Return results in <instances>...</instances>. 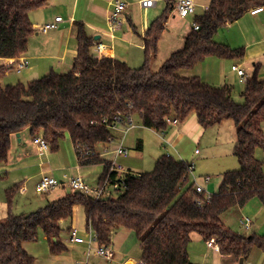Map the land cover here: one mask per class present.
I'll use <instances>...</instances> for the list:
<instances>
[{
    "label": "trees",
    "instance_id": "1",
    "mask_svg": "<svg viewBox=\"0 0 264 264\" xmlns=\"http://www.w3.org/2000/svg\"><path fill=\"white\" fill-rule=\"evenodd\" d=\"M47 2L0 0V57H17L27 50L34 31L30 14ZM262 4L264 0H211L208 9L194 17L200 28L192 26L183 47L159 68H153L152 61L166 29L168 7L144 34L140 67L92 54L93 38L82 21L75 22L79 46L70 70L4 84L2 77L11 66L0 64V162L8 160L11 134L29 126L32 135L43 130L53 151L69 133L80 164L104 163L103 180L110 173V160L97 147L106 142L110 131L102 120L117 112L137 115L144 126L158 131L169 127L168 116L185 120L195 113L204 129L233 119L237 127L234 154L239 160L238 168L223 173L211 200L202 203L197 197L204 194L196 192L194 182L185 187L191 163L167 153L158 157L151 171L130 176L127 189L116 197L96 198L73 190L37 211L15 213L14 198L20 187L15 183L6 189L8 214L0 220V264H35L24 242L37 239L39 229L52 252L66 250L60 239L61 221L70 219L78 204L85 208L87 229L96 231L100 243L110 244L118 227L134 230L149 264H194L189 254L192 232L205 240L216 238L220 251L238 260L246 259L254 246L264 247V236L234 231L222 217L253 198L264 205V164L255 154L258 147L264 149V78L257 72L247 77L240 102L233 97L231 85H212L198 75L184 74L210 56H244L243 46L217 41L215 34Z\"/></svg>",
    "mask_w": 264,
    "mask_h": 264
},
{
    "label": "crops",
    "instance_id": "2",
    "mask_svg": "<svg viewBox=\"0 0 264 264\" xmlns=\"http://www.w3.org/2000/svg\"><path fill=\"white\" fill-rule=\"evenodd\" d=\"M113 1L114 0H48L44 6L32 10L30 17L34 31L29 37L27 50L22 53V55L29 59V66L23 68L21 71H17L10 65L11 67L2 77L3 83L14 84L19 81L28 82L53 70L58 72L70 70L74 64L79 46L75 28L76 21L84 22L88 35L93 38V44L90 48L92 54L99 57L118 58L127 62L132 67H137L144 63V34L148 30L151 22L162 14L167 7L170 8L169 18L166 23V29L158 45V52L160 53L163 43L165 40L167 41L166 50H164L165 59L168 58L173 51L183 47L185 38L192 29V23L184 32L183 30H177L175 28L174 30L177 33L175 32V35L170 38L171 34L169 32L174 28L173 20L178 13L171 4H169L168 0H157L154 5L148 8L141 5V0H130L131 4L127 2L126 9L123 12L125 18L124 24L120 28L114 30L111 28L108 21L109 15L114 9ZM195 1V12L188 16L195 17L196 15L203 14L211 4V0ZM161 2L163 3L162 5ZM135 4L143 8L144 12L148 15L151 10H154L152 16L147 15L144 21H141L140 27H138L131 18V13ZM250 9L237 20L228 22L222 28L223 32L215 36L217 41L227 43L232 47L243 46L245 48L244 56L233 58L210 56L198 62L192 69L185 70L184 74L189 76L198 75L204 82L212 85L229 84L234 87L236 83L238 88H240V93L245 89L247 77L251 76L253 73L257 72L260 78H264V11L252 13ZM155 14L158 15L154 18ZM60 15L63 19L57 28L50 29L46 33L39 30V26L54 20L55 17ZM178 16L181 18L188 17H182L179 14ZM178 32H181L179 36L177 35ZM97 41H103L105 43V49L102 55H98L95 47V42ZM9 60L10 58L0 57V64L9 65ZM233 64H238L243 68L246 72V76H240L236 71L232 70ZM239 83L242 85L240 84L239 86ZM193 117L194 118L188 117L185 120H179L177 124H170L165 131H158L144 126L139 116H137V121L141 123L140 125L152 131L157 138H161V148L167 149L166 144L174 146L178 154V156H175L191 163L190 160H192L194 153H200L199 149L195 148L194 145L202 136L203 129L196 115ZM138 123H136V125H139ZM37 134H44L43 130H40ZM29 135L32 137L29 126L19 132L11 134V149L8 160L6 162H0V178L3 174L6 175V180L4 181V186H6L5 189L8 188L9 183H19V192L22 195H27L31 185H33V183L36 184L43 175H52L57 179H59V176L63 177L59 179L62 184L50 192H46L49 195L57 188L64 187L65 189L68 187V192L60 189L54 197L52 196L57 199L73 191L68 184V180L79 173L86 176L85 179L87 178L86 181L89 184H98L104 171V163H100L102 168H99V163L87 165L80 164L72 139L70 142H67L68 144L66 143V148L64 150L61 148L58 151H53L52 149L43 151L38 145L36 150H34V146L30 143L31 137ZM141 135L144 136V138H138L135 148H129V154L120 156L128 157V155H142L149 134L145 131L141 133ZM160 153L169 154L170 152L162 150ZM112 154L114 155L113 152ZM171 154H173V152H171ZM120 156H118L117 159ZM112 158L113 157L109 158V160ZM123 162L128 169L140 173L144 172L140 171L139 167L135 166L133 163ZM194 165V169H196V164L194 163ZM207 174L210 175V173H202L199 176H201L203 180V176ZM210 176L212 180V175ZM211 180L209 182H204V180L202 183L198 182L207 187V185L211 183ZM21 188L23 190H21ZM240 218H242V216ZM254 222L255 221L252 219L250 228H253ZM61 225L62 228L67 226L69 232L72 227L78 228L81 236H83L81 231L88 233L89 229H87L86 226L84 206L81 204L76 205L73 216L68 220L61 221ZM242 234H257L264 236V223L257 231L249 234L247 232ZM130 237V232H128V234H119V232H116V229L113 231L110 246L114 251V255L111 260H114L116 264H133L136 259L144 256L145 247L143 244H141L138 239L139 245L135 248V242L129 241ZM72 245H81V243H72ZM189 254L194 264H240V260L234 255L223 254L220 250L208 246L206 240L198 232H192L191 234ZM81 264L85 263L83 262ZM244 264H264V247L254 246L248 257L244 259Z\"/></svg>",
    "mask_w": 264,
    "mask_h": 264
},
{
    "label": "rangeland",
    "instance_id": "3",
    "mask_svg": "<svg viewBox=\"0 0 264 264\" xmlns=\"http://www.w3.org/2000/svg\"><path fill=\"white\" fill-rule=\"evenodd\" d=\"M124 1L130 2V0H124ZM162 4L163 3L161 2V5ZM171 9L173 10L172 7ZM153 13L154 10H151L149 15L152 16ZM158 14H155L154 18ZM147 15L148 14L144 12L143 8H141L136 4L134 5V9L131 13V18L132 21L138 27L141 26V21H144ZM193 21H194L193 16H188L187 18H181L177 14V16L173 20L174 28L169 32L171 34L170 38L175 35L176 32L174 30L175 28L177 30H183L184 32L186 29H188L189 25L193 23ZM221 32H223L222 28L215 34V36ZM180 33L181 32H178L177 35L179 36ZM166 44L167 41L165 40V42L162 45L163 47L161 49V52L160 53L158 52L157 58H155L152 61L153 68H159L167 59L164 58V50H166ZM142 64H140L139 66H141ZM240 84L241 83H239V86ZM239 89L240 88H238V86L235 83V86L233 87L232 95L237 101L243 102L244 98L241 96ZM193 116H195V113L190 114L189 117L194 118ZM134 119L136 123H138L137 116H134ZM138 124L139 125H136L133 128H131L123 136L124 139L123 145L131 149L135 148V144L138 138H144V136H142L141 133L146 131L149 134V137H147L146 145L144 147V153L139 156H133V155H128V157L120 156L117 159V162L122 163L124 166L125 164L123 161H125L126 163L128 162L133 163L135 166L139 167L140 171L145 172L154 169L155 163L161 154L160 151L162 150L163 151L166 150V152L169 151L170 152L169 154L173 152L172 155L178 156L174 146H170L169 144H166L167 149L161 148V143H162L161 138L160 137L157 138L152 131L140 125L141 123ZM263 130H264V123H263ZM121 134L123 133H121L120 131L117 133V135L119 136ZM201 135L202 136L199 138V140L196 141L197 143H195L194 145L195 148L199 149L200 153L198 154L194 153V155L192 156V160H190L191 162H194L196 164V169L193 170L194 172L192 174V177L190 176L191 180H189L186 183L185 187L187 188L192 184L193 177L195 178L196 176L197 181L202 183L203 180L199 175L202 173L203 174L210 173V175H212V180L211 183L208 184L206 187L207 189L206 193H215L219 189V186L223 178V173L227 170H232L239 167V160L237 156L234 154V147L237 141V127L233 119H227L220 124L211 126L206 129L203 128ZM33 137L34 136L32 135V137L30 138L31 139L30 143L32 146H34V150H36V147L38 146L34 142ZM70 140H71L70 134L66 133L65 137L60 142V147L58 150H60L61 148H63L64 150L66 148V143L70 142ZM111 145L112 146L110 147H113V144ZM97 150L102 152L103 155L102 157L104 158L109 159L111 157H114L112 152H104V146L102 144L97 147ZM255 154L261 161H263L264 164V149L258 147L256 149ZM98 166L99 168L100 167L102 168V165L100 163L98 164ZM5 177L6 175L3 174L0 178V220H4L8 214L7 203H6L7 201V195L5 189L6 186H4L5 183L4 181L6 180ZM58 178L61 179L63 177L58 176ZM8 185L11 186L13 185V183H9ZM35 187L36 184L33 183L27 195H22L19 191L15 194L14 204H13L14 206L13 211L15 213L29 214L31 212L37 211L41 207L45 206L49 201L55 199L53 197L58 193L60 189L65 190V192H68L69 190L68 187H66L65 189L64 187L57 188L54 192L48 195V193L45 194L37 193ZM241 216L242 217L248 216L252 218L255 221L253 228L250 229L245 228L241 222V218H240ZM222 217L223 219H225L227 226H229L232 230L240 233L247 232L249 234L251 232L257 231L258 228L262 227V224L264 223V205L258 198H253L244 207L236 206L227 210L224 214H222ZM133 231L130 230V228L123 226L118 227L116 229V232L117 233L119 232V234L120 233L128 234V232H130L131 237L129 241H134L136 248L138 247L139 242L136 233ZM81 234L85 238L89 237V232L87 233L81 231ZM60 239L67 246V249L62 252H52L50 247V242L45 236L44 231L42 229H39L37 239L25 241L24 246L32 255H34L35 264H78V263L81 264L83 262L85 264H116L114 260L107 259L103 256L95 254L94 252H92L89 255V257H87V247L85 244L81 243V245H72V242L69 241V229L67 228V226L63 227L60 233Z\"/></svg>",
    "mask_w": 264,
    "mask_h": 264
},
{
    "label": "built area",
    "instance_id": "4",
    "mask_svg": "<svg viewBox=\"0 0 264 264\" xmlns=\"http://www.w3.org/2000/svg\"><path fill=\"white\" fill-rule=\"evenodd\" d=\"M169 4L174 8V10L182 17H186L195 12L196 1L195 0H168ZM157 0H141V5L145 8H148L154 5ZM114 9L112 13L109 15L108 21L112 29L120 28L124 22L125 18L123 16V12L126 9L127 2L124 0H114ZM252 13H258L264 11V4L255 6L250 9ZM63 17L57 16L54 20L48 21L45 24L39 26V30L42 32H48L50 29L57 28L59 23L62 21ZM192 26L195 29L200 28V24L196 21L192 23ZM95 47L97 49L98 55H102L105 49V43L103 41L95 42ZM99 57V56H98ZM10 58L9 65L12 66L13 69L17 71H21L23 68L29 66V59L20 54L17 57H7ZM232 70L236 71L240 76L245 77L246 72L243 68H241L238 64L232 65ZM167 122L169 124H177L179 122V118L176 116H168ZM102 123L107 124V128L110 131V136L103 143L104 152H113L114 157L110 159V173L106 178L100 180L98 184L91 185L89 184L85 176L82 173H79L76 176L69 178L68 184L71 186L73 190L82 191L86 194H91L96 198H107V197H116L119 194L123 193L127 189V182L130 176L141 175L140 172H135L131 169L126 168L122 163L117 162V157L120 155H127L130 153V149L123 145L124 139L123 136L134 126H136V121L134 119V114H127L123 112H117L111 119L104 118ZM121 132L120 136L117 135L118 132ZM34 142L39 146V148L43 151L49 150L50 145L44 134H34L33 135ZM111 144H114L113 147H110ZM198 151V150H197ZM101 156L102 152L98 151ZM194 163L190 164V176L192 177L194 170ZM111 172H114L111 173ZM191 180V178H190ZM204 182H209L211 180V176L209 174L203 176ZM193 182L195 190L198 194H204L203 198L197 197L199 203L204 201H210L212 198V193H206V187L204 184H200L197 181V177H193ZM62 182L52 175H43L40 180L36 183L35 190L39 194H43L46 192H50L56 187L60 186ZM21 190H23L21 188ZM241 222L245 228L249 229L252 225V218L248 216H243L241 218ZM89 237L85 238L79 234V230L76 227H72L69 232V241L72 243H85L87 247V257L94 252L97 255L103 256L107 259H112L114 255V251L111 248L110 244H103L99 242L98 234L95 230L90 228L88 230ZM208 246L220 250V245L216 238L212 237L206 240ZM133 264H149L142 257L136 259Z\"/></svg>",
    "mask_w": 264,
    "mask_h": 264
},
{
    "label": "water",
    "instance_id": "5",
    "mask_svg": "<svg viewBox=\"0 0 264 264\" xmlns=\"http://www.w3.org/2000/svg\"><path fill=\"white\" fill-rule=\"evenodd\" d=\"M240 264H244V258L240 259Z\"/></svg>",
    "mask_w": 264,
    "mask_h": 264
}]
</instances>
